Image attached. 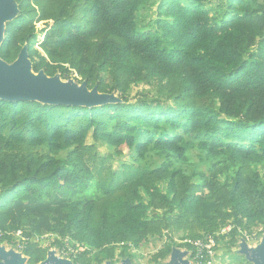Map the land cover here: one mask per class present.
Returning a JSON list of instances; mask_svg holds the SVG:
<instances>
[{"label":"trees","instance_id":"16d2710c","mask_svg":"<svg viewBox=\"0 0 264 264\" xmlns=\"http://www.w3.org/2000/svg\"><path fill=\"white\" fill-rule=\"evenodd\" d=\"M148 1L15 0L2 60L26 45L33 72L76 74L121 100L0 99V244L20 231L27 264L65 244L73 264L132 261L153 236L166 238L160 264L191 249L176 233L217 240L231 223L235 244L237 229L264 224V0H157L144 26ZM98 143L131 160L115 164ZM43 233L51 246L33 241Z\"/></svg>","mask_w":264,"mask_h":264},{"label":"water","instance_id":"95a60500","mask_svg":"<svg viewBox=\"0 0 264 264\" xmlns=\"http://www.w3.org/2000/svg\"><path fill=\"white\" fill-rule=\"evenodd\" d=\"M19 12L15 0H0V49L4 42L7 22ZM0 99L11 101H37L47 105H66L94 107L119 103L121 100L114 93H100L97 87L88 89L86 82L77 83L72 79L62 80L59 74L47 76L42 70L33 72L28 57L27 47L23 45L16 59L7 63L0 58ZM237 254L250 264H264V232L257 244H249L239 237ZM56 249H49L45 258L38 264H73L68 258L56 254ZM190 252L173 247L166 264H192ZM188 257V258H187ZM28 258L20 251L0 244V264H27ZM103 264H112L106 260ZM118 264H132L129 257Z\"/></svg>","mask_w":264,"mask_h":264},{"label":"rangeland","instance_id":"374dc122","mask_svg":"<svg viewBox=\"0 0 264 264\" xmlns=\"http://www.w3.org/2000/svg\"><path fill=\"white\" fill-rule=\"evenodd\" d=\"M157 0H149L146 7L144 9H141L139 11V20L140 25L148 26L150 25L151 21L156 18V10H157ZM44 24L42 22L37 23L36 27L37 29H42ZM42 34V33H41ZM40 34V35H41ZM41 37V36H40ZM72 78H78L76 74L71 75ZM71 78V79H72ZM65 81V80H64ZM148 89V86L144 83H140L138 86H133L131 89L132 95H136L137 92ZM154 92V91H153ZM87 142L91 143L92 138L89 135L87 138ZM98 151L101 153H113L114 154V163L117 164L118 162L127 161L129 162L131 160V151L125 147H119L121 149V154H115L113 148H109L106 145L98 143ZM196 154V152H194ZM194 160L197 161V158L194 157ZM233 225V224H232ZM262 225L254 226L250 229V231L239 228L237 229V236H236V243L239 241V237L243 236L246 238L247 242L249 244H257L259 242V239L264 232V229L261 227ZM234 228V225H233ZM232 230V229H231ZM220 232V231H219ZM217 233L218 239L216 241V246L213 249V255L210 256L205 264H250L247 262L243 256L237 254L238 246L235 244L230 243V236L227 234H220ZM173 239L175 243L179 244L181 243V239L179 234L173 235ZM238 239V241H237ZM13 240L16 241L14 245L8 244V243H2L6 247V249H14L19 250L22 248V244L18 241V237L14 234ZM166 240L165 237H149V239L143 243L139 248L135 250L127 251L132 256V264H154L151 261V256L163 245L164 241ZM33 241H36L39 243V245L44 247L51 246V243L53 241V235L49 233H43L39 236H36ZM50 249H56V254L60 257H66L70 258L75 255L76 251L73 250L70 245L65 244L64 247L58 248L55 247H49ZM181 250H185V248L181 247ZM20 251V250H19ZM118 256H116L117 258ZM188 258V257H187ZM191 260L190 262L192 264H199L193 260L192 256L189 257ZM168 261V257L160 264H166ZM119 262H113L112 264H118Z\"/></svg>","mask_w":264,"mask_h":264},{"label":"built area","instance_id":"2783aa9c","mask_svg":"<svg viewBox=\"0 0 264 264\" xmlns=\"http://www.w3.org/2000/svg\"><path fill=\"white\" fill-rule=\"evenodd\" d=\"M261 227L262 229H264V224ZM232 228L233 225L231 223H228L220 229L219 233L227 234L231 231ZM14 234L18 237L20 235V231H17ZM180 242L184 245H188L191 247V249H189L188 251L190 252V255L192 256L193 260H195V262L199 264L201 260H206L207 262L208 258L213 255V249L216 246L215 238L212 235H207L203 239L184 238L181 239Z\"/></svg>","mask_w":264,"mask_h":264}]
</instances>
